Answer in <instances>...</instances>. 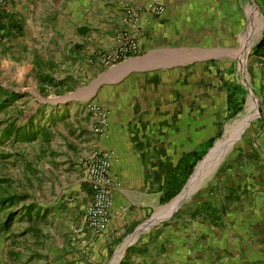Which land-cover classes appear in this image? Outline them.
Wrapping results in <instances>:
<instances>
[{"label": "crops", "instance_id": "0c3cea01", "mask_svg": "<svg viewBox=\"0 0 264 264\" xmlns=\"http://www.w3.org/2000/svg\"><path fill=\"white\" fill-rule=\"evenodd\" d=\"M151 1L0 0L1 78L12 70L13 75L34 79L39 94L47 98L38 101L37 112L25 122L55 127L61 149L45 167L48 185L60 191L39 204L47 208L41 210L46 226L25 233L27 229L17 231L12 225L4 230L0 223V264H20L18 240L29 233L39 236L44 264H264L261 58L254 84L262 96V119L250 136L253 145L242 146V156L226 164L217 195L193 202L174 218L159 215L154 224L143 227L165 205L161 200L178 182L183 161L210 149L207 145L221 129L222 111L227 114L229 107L227 92L214 77L219 73L223 81L224 69L234 61L215 31L204 43L205 50L215 53L198 66L162 67L173 60L170 50L179 39L174 24L183 13L194 21L202 7L204 22L218 29L228 27V7L235 8L236 19L243 22L244 17L238 0H158L164 7L160 15L146 10ZM259 1L264 8V0ZM255 7L264 17L259 3ZM122 33L138 40L135 58L111 69L91 63L95 51L115 48ZM240 45L239 57L245 51L242 40ZM162 50L168 54L161 55ZM103 74L106 83L96 91L85 89L90 85L77 86L80 78L96 77L92 84ZM43 78L65 82L40 85ZM9 92L17 93L0 89V100ZM89 102L108 111L100 133L93 130L96 116L86 108ZM95 153L108 156L110 174L117 181L110 221L99 237L84 220L92 196L85 168ZM205 202L213 209L193 214Z\"/></svg>", "mask_w": 264, "mask_h": 264}, {"label": "rangeland", "instance_id": "374dc122", "mask_svg": "<svg viewBox=\"0 0 264 264\" xmlns=\"http://www.w3.org/2000/svg\"><path fill=\"white\" fill-rule=\"evenodd\" d=\"M238 2H241L242 5V13L244 16L243 22L236 19L235 8L231 9L228 7L229 23L227 25V29L225 30L218 29L216 27L215 29L213 27L214 25H210L208 21H205L206 23L204 22V7H202L199 14V11L197 10V13L193 15L196 16L194 21L187 20L188 14L183 13L179 16L178 22L174 24L177 28L176 33L179 39L175 42L173 50H178L180 52L179 55L174 57L172 61L164 62L163 65L167 66L170 64H178V67H182L185 64L196 62V66H198L201 60H204L215 53L214 51L205 50L208 49V47L204 46V43L209 41L211 34L215 31L217 35L220 34L222 36V41L226 44L224 46L228 49V56H231L234 62L231 63V67L224 69L223 81L221 80L219 73L216 74L214 79L219 80L218 83L221 87L224 86L227 95L231 87H234L237 84L241 85L246 91L245 103L241 112L229 119L227 116L230 114V106L228 107L227 114L225 111H222L221 129L219 131L220 136L215 139L214 143L220 141L224 137L228 125H230L239 117L240 114L244 112L248 102L253 97L252 93H249L245 88H250L252 90L258 101V108L260 111L259 117H257V110L254 112L252 120L245 127L240 138L225 155L214 175L195 194L192 199L193 201L191 200L189 203L184 204L177 211L180 210L181 212H185L186 209L191 208V205L194 204L193 202L217 195L219 184L223 180L221 175L226 164H233V162H236L239 157L238 154H241L242 156V148H244L242 146L253 145L250 136H253L256 127L259 123H261L262 109L260 100L262 96L259 94L257 87L254 84L256 80L254 69H258V58L253 56L251 52L255 44L261 38L263 31L262 25L264 23V17L259 8L257 9L255 7V3L257 6L259 3L263 12L264 8L259 0H238ZM252 4L256 9H252ZM189 17L191 18L192 16L189 14ZM244 37L247 38L248 46L245 49L243 56L239 57L237 56V53L241 46L240 40ZM226 77H228L229 80H227ZM95 78L96 77L93 79L86 77L80 78L78 79L79 81L77 82V86L81 87L91 85V82L95 80ZM167 84L168 82L165 83V85ZM76 88L77 87H73L72 92H74ZM0 89H4L6 91H12L14 89L21 95V99L17 101L14 106L0 113V121L12 120V123H14L15 126L22 125L28 116L31 117L32 114L37 112L34 110L36 107L35 105L38 104V101L42 102L43 99L47 98V96L43 97L39 94L33 78L30 79L28 76L18 77L17 75H13L12 70L3 78H1L0 75ZM68 94L69 93H66L64 96H68ZM240 101L241 98L236 99V103ZM61 125L62 124L59 123L57 126L60 127ZM54 130L55 127L52 129L49 128L48 133L50 135V140L48 142L43 141L41 136H39L36 141L30 144H12L9 141L4 142V144L0 143V179L4 181V183L0 184V200L8 197L9 195H28L29 200L27 202H32L41 211L47 208L39 206V204L50 202V200L60 194L58 188L57 190H54L48 185L50 174L45 170L46 165H51V161H55V159L58 158L55 153L57 154L59 153V150L61 151L58 147L60 139L59 136L57 137L54 135ZM1 155H10L11 157L7 160H3L1 159ZM211 193L212 196L210 195ZM175 199L176 198H174L170 203H167L163 207L159 208V210L157 209L153 215V219L159 215H162L164 219H168L169 217H166L164 209ZM20 206L21 205L12 207L3 212L0 216V221H3L5 216L11 211L17 214ZM11 225L13 229L17 231L28 229V227H34L37 231H41L46 226V223L43 216H40V218H33L30 223H28L25 219L22 221V213L20 212L12 221ZM31 234L32 233H29L28 236L18 240V244L20 243L18 248H21V251L18 250L20 253L19 262L20 264H44L43 247L39 244V236L34 237V235L31 236ZM30 243H33L32 245L34 248H30ZM28 245L30 246L28 251H26V246Z\"/></svg>", "mask_w": 264, "mask_h": 264}, {"label": "trees", "instance_id": "16d2710c", "mask_svg": "<svg viewBox=\"0 0 264 264\" xmlns=\"http://www.w3.org/2000/svg\"><path fill=\"white\" fill-rule=\"evenodd\" d=\"M251 54L256 58L264 59V26L261 38L253 47ZM64 82L65 80H62L60 83L63 84ZM60 83H54L53 79L51 78H43L41 79V81H39L40 85L46 84L51 86H57ZM245 95L246 91L241 85L237 84L234 87H231L227 95L228 106H230V114L227 116L229 119L242 111L243 105L245 103ZM20 98L21 96L14 92H9L8 94H5L4 98L0 100V113L6 108L10 107L14 102L19 100ZM237 98H241V101L238 103H236ZM2 126L4 127L0 130L1 144H4V142L8 141L12 144H30L36 141L39 136H41L43 141H49V127H45L40 124H35L32 119H29L23 125L20 126H15L14 123L3 120L0 121V128ZM219 136L220 134L215 139H217ZM215 139L209 142V144L207 145V150L212 147ZM202 156L203 155L196 153L194 157H190L189 159L183 161V166L179 170L178 182L177 180L174 181V187L172 188V191L168 192L167 196H165L163 200H161V204H167L173 197H175L181 191L187 179L192 174L197 162L202 159ZM10 157V155H1V159L3 160H7ZM2 183H4V181L0 179V184ZM28 200V195H9L8 197L0 200V216L3 212L9 210L10 208L21 205L17 214L11 211L5 216L4 220L0 222L4 230H8L11 227L12 221L20 212L22 213V221L23 219H25L28 223H30L33 218H40V216H43L44 218V212L41 213V211L37 209L36 205H34L32 202H27ZM212 209L213 207L211 206V204L205 202L199 207H196L195 210H193V214H201L204 212L211 211ZM177 214H179V211L174 213L172 218H174ZM29 231L32 232L37 230L32 227L30 229L25 230V233ZM120 264H124V262H121Z\"/></svg>", "mask_w": 264, "mask_h": 264}, {"label": "built area", "instance_id": "2783aa9c", "mask_svg": "<svg viewBox=\"0 0 264 264\" xmlns=\"http://www.w3.org/2000/svg\"><path fill=\"white\" fill-rule=\"evenodd\" d=\"M145 8L157 15L164 11L158 0H152ZM139 50L138 40L128 33H122L115 48L95 51L91 63H96L103 69H111L135 58ZM86 108L96 116L93 130L100 133L107 123V109L93 102L87 103ZM85 179L91 188L92 196L90 204L85 209L84 220L90 232L99 237L110 221L113 190L117 186V181L110 174V161L107 155L97 153L92 155L85 168Z\"/></svg>", "mask_w": 264, "mask_h": 264}, {"label": "bare ground", "instance_id": "6f19581e", "mask_svg": "<svg viewBox=\"0 0 264 264\" xmlns=\"http://www.w3.org/2000/svg\"><path fill=\"white\" fill-rule=\"evenodd\" d=\"M252 9H256L253 4ZM242 45L243 48H247L248 42L246 37L242 38ZM256 110L257 106L252 97L248 102V105L244 112L240 114L239 117L230 125H228L225 135L223 134L224 137L221 140L219 139L220 141L216 142L214 149L207 157V159L204 162L200 163V165L197 167L195 174L191 177L181 194L177 196L176 199L164 209L166 217H170L181 206L189 203L194 198L195 194L203 187V185H205V183L214 175L225 155L233 147L235 142L240 138L245 127L252 120V117ZM121 254L122 251L118 253L117 257L121 256Z\"/></svg>", "mask_w": 264, "mask_h": 264}, {"label": "water", "instance_id": "95a60500", "mask_svg": "<svg viewBox=\"0 0 264 264\" xmlns=\"http://www.w3.org/2000/svg\"><path fill=\"white\" fill-rule=\"evenodd\" d=\"M262 26H264V23H263V25ZM179 52L180 51H178V50H170V53H172L173 54V57L172 58H174V57H176V56H178L179 55ZM160 54L161 55H166V54H168V51H164V50H162L161 52H160ZM165 62V61H164ZM163 62V63H164ZM163 63H162V67H165V65H163ZM107 74H103L102 76H100L96 81H94L90 86H88V87H85V89H88V90H91V91H96L98 88H99V86L100 85H102V84H104V83H106V78H105V76H106ZM245 89H247V91L250 93H252V95H253V99L255 100V103H256V106H257V114H258V116L257 117H259L260 116V111H259V108H258V101H257V99H256V97L254 96V94H253V92H252V90L249 88H245ZM215 144L216 143H213V145H212V147L207 151V153L202 157V159L200 160V161H198L197 162V164H196V166L194 167V169H193V172H192V174L190 175V177L188 178V180L186 181V183H185V185H184V187L182 188V190H181V192L183 191V189L185 188V186L187 185V183L189 182V180L191 179V177L195 174V171H196V169H197V167L200 165V163H202V162H204L206 159H207V157L210 155V153L212 152V150L214 149V147H215ZM181 192L177 195V196H179L180 194H181ZM176 196V197H177ZM175 197V198H176ZM170 203V202H169ZM177 211V210H176ZM175 211V212H176ZM174 212V213H175ZM173 213V214H174ZM172 214V215H173ZM171 215V216H172ZM170 216V217H171ZM169 217V218H170ZM152 224H154V223H152V217H150L144 224H143V227H149L150 225H152ZM124 249H125V247H124ZM124 249H123V251H124Z\"/></svg>", "mask_w": 264, "mask_h": 264}]
</instances>
